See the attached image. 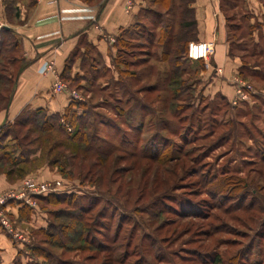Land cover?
Here are the masks:
<instances>
[{
	"label": "rangeland",
	"instance_id": "obj_1",
	"mask_svg": "<svg viewBox=\"0 0 264 264\" xmlns=\"http://www.w3.org/2000/svg\"><path fill=\"white\" fill-rule=\"evenodd\" d=\"M224 5L229 24L242 27L227 23L231 54L223 53L219 22L212 39L201 41L211 45L207 58L186 59L179 82L158 45L143 43L153 30L160 34L161 19L152 16L126 34L108 62L82 54L75 74L60 76L80 96L70 98L79 105L73 111L92 123L109 158L66 150L56 132L36 140L31 126H12L36 153L28 164L12 166L2 159L7 148L1 150L0 174L14 190L30 179L61 183L53 202L33 199L36 207L20 225L2 209L22 237L11 235L20 247L13 264H212L214 254L222 264H264V17L242 19L243 0ZM25 66L21 52L0 58L1 103L10 97L0 113L10 108ZM9 142L15 144L11 138L2 144ZM158 152L166 158L153 159ZM72 214L78 222L69 220ZM72 223L84 233L64 231Z\"/></svg>",
	"mask_w": 264,
	"mask_h": 264
},
{
	"label": "crops",
	"instance_id": "obj_2",
	"mask_svg": "<svg viewBox=\"0 0 264 264\" xmlns=\"http://www.w3.org/2000/svg\"><path fill=\"white\" fill-rule=\"evenodd\" d=\"M226 1L194 0L197 27L196 39L191 41L212 39L214 27L220 22L219 38L227 44L223 53L229 57ZM243 7L248 15L242 19L264 17V0H243ZM146 8V0H0V20L19 40L26 62L10 108L0 113V130L25 112L44 109L54 114L67 108L70 95L53 93L55 75L47 72V65L54 63L57 75L65 77L67 73L75 74L82 54L91 52L108 62L117 53V39L141 23ZM50 176L43 173V177ZM13 188L14 184L0 174V192ZM30 208L20 201H11L7 211L11 220L20 225ZM19 251L12 236L0 225V263L13 264Z\"/></svg>",
	"mask_w": 264,
	"mask_h": 264
},
{
	"label": "trees",
	"instance_id": "obj_3",
	"mask_svg": "<svg viewBox=\"0 0 264 264\" xmlns=\"http://www.w3.org/2000/svg\"><path fill=\"white\" fill-rule=\"evenodd\" d=\"M152 3L157 6H161L163 8L162 11L154 10L153 7H149L144 10V17L141 18L146 20L149 17H153L154 19H161L159 24H162L161 28L159 26L156 28L157 31L160 30V34L155 35V30H153L154 34L149 36L147 39L145 38V34L142 35V38L146 39L143 42L147 46L158 45V48L162 50V62H170L174 66L173 76L175 77L174 82H179L177 77H181V75L185 74L188 69H181L185 63H183L188 57V45L191 40L196 39V21L194 19V11L192 9V4L194 0H152ZM238 5H232L230 8L233 9ZM165 19H171V22H166ZM229 19H232L229 17ZM229 19H227L228 26L230 25ZM144 23L141 21L137 26L133 28V30H137L139 27H142ZM233 30L240 31L242 30L241 24L230 25ZM177 29H180V32H177ZM132 31L129 29L128 32ZM177 32V33H176ZM125 33V34H127ZM131 40V39H130ZM127 41L126 35H123L116 41V46L118 48L117 52L121 49L123 43ZM13 52H21V47L19 40L13 35V32L9 29L3 28L0 31V58L8 53ZM263 51L259 53V55H263ZM231 54V53H229ZM72 58V57H71ZM70 58V59H71ZM70 59L67 63L70 64ZM243 70L241 71V75L243 74ZM64 80L65 78L62 77ZM179 85V84H178ZM187 89H192L190 86H187ZM1 94V93H0ZM176 98V97H175ZM10 97L5 98L4 102L0 101V109H7L9 107ZM80 104V103H79ZM78 103L71 104L67 109L64 115L60 113L49 114L46 110L40 109L36 111H32L30 113H23V115L18 118L14 123L8 124L2 127L0 130V151L5 150L6 153L2 158L5 162H8L12 166H20L24 164H28L31 161L32 155L36 153L35 149L29 148V145H25L22 143V137L13 129V127H25L31 126L32 129H35L34 132L38 133L39 136L36 140L41 139L44 134H52L53 132L58 133L66 140V146L64 148L66 150L76 151L78 154H83L84 156H96L102 159L109 158V154H107L106 149H101L96 144V141L99 140V137L93 133H91L92 123L85 119V114L79 115L74 108L78 107ZM82 106V105H80ZM64 120L68 123L69 126L73 127L74 131L68 132L61 123ZM13 126V127H12ZM68 126V127H69ZM168 127H165V130ZM126 137L127 133L124 132ZM6 138H11L13 143L9 142L6 145L2 144ZM23 138H25L23 136ZM122 142H127L126 138L122 139ZM63 144V143H61ZM259 153V152H258ZM34 157H32L33 159ZM165 159L166 155L163 152H158L153 156V159ZM36 159H34L35 161ZM264 160V157H263ZM33 161V162H34ZM56 194H50L46 196L38 197V202H53L56 200ZM58 201V200H57ZM67 204L73 210L80 211L79 213H86V210L81 209V207L77 203H67L66 201H61L58 204ZM57 204V203H56ZM26 208V207H25ZM80 216V215H77ZM76 215H69V220L72 222H78ZM81 223H72L65 226L64 231H76L84 233L85 230L79 229L81 228ZM223 261L218 254H214V258L212 264H222Z\"/></svg>",
	"mask_w": 264,
	"mask_h": 264
},
{
	"label": "built area",
	"instance_id": "obj_4",
	"mask_svg": "<svg viewBox=\"0 0 264 264\" xmlns=\"http://www.w3.org/2000/svg\"><path fill=\"white\" fill-rule=\"evenodd\" d=\"M56 2V0H54ZM5 28V24L0 21V30ZM211 45L203 42L191 43L188 47V57L191 60H202L206 59L210 51ZM47 72L56 75V70L54 68V63H49L47 65ZM68 92L70 98L74 100H81L80 96L76 92L68 91L66 84H64L60 76L57 75L56 81L53 85V93L63 94ZM241 94V93H240ZM241 94V99L245 100ZM61 190V183H47L40 185L34 181V179L28 180L22 187V190L13 189L0 193V225L5 229V231L13 235L14 238L22 239L18 234L14 232L13 226L6 216L2 213V209H5L11 201H20L30 207L35 208L36 202L33 200L40 196H46L50 194H57ZM34 197V198H33Z\"/></svg>",
	"mask_w": 264,
	"mask_h": 264
},
{
	"label": "water",
	"instance_id": "obj_5",
	"mask_svg": "<svg viewBox=\"0 0 264 264\" xmlns=\"http://www.w3.org/2000/svg\"><path fill=\"white\" fill-rule=\"evenodd\" d=\"M6 29H8V28H6Z\"/></svg>",
	"mask_w": 264,
	"mask_h": 264
}]
</instances>
